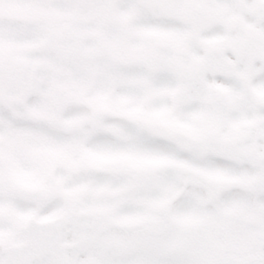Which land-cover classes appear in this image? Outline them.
Segmentation results:
<instances>
[{
  "label": "snow or ice",
  "instance_id": "1",
  "mask_svg": "<svg viewBox=\"0 0 264 264\" xmlns=\"http://www.w3.org/2000/svg\"><path fill=\"white\" fill-rule=\"evenodd\" d=\"M0 264H264V0H0Z\"/></svg>",
  "mask_w": 264,
  "mask_h": 264
}]
</instances>
